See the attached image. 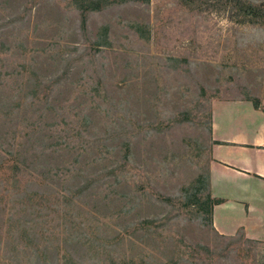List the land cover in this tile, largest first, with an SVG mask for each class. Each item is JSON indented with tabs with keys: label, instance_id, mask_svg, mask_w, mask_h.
I'll use <instances>...</instances> for the list:
<instances>
[{
	"label": "rangeland",
	"instance_id": "374dc122",
	"mask_svg": "<svg viewBox=\"0 0 264 264\" xmlns=\"http://www.w3.org/2000/svg\"><path fill=\"white\" fill-rule=\"evenodd\" d=\"M228 16L0 0V264H264L210 199L214 103L264 102V25Z\"/></svg>",
	"mask_w": 264,
	"mask_h": 264
},
{
	"label": "crops",
	"instance_id": "0c3cea01",
	"mask_svg": "<svg viewBox=\"0 0 264 264\" xmlns=\"http://www.w3.org/2000/svg\"><path fill=\"white\" fill-rule=\"evenodd\" d=\"M209 188L214 218L264 242V102L217 101L212 109Z\"/></svg>",
	"mask_w": 264,
	"mask_h": 264
},
{
	"label": "trees",
	"instance_id": "16d2710c",
	"mask_svg": "<svg viewBox=\"0 0 264 264\" xmlns=\"http://www.w3.org/2000/svg\"><path fill=\"white\" fill-rule=\"evenodd\" d=\"M219 2L224 6V11L227 13V15H229L228 18L231 20L236 22L238 21L237 23L241 25H264V17L252 4H248L243 0H219ZM210 199H212L211 195Z\"/></svg>",
	"mask_w": 264,
	"mask_h": 264
}]
</instances>
